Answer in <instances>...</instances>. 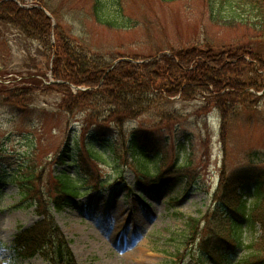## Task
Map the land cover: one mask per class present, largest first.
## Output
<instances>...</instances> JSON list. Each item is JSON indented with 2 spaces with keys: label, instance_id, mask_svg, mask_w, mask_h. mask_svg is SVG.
<instances>
[{
  "label": "rangeland",
  "instance_id": "obj_1",
  "mask_svg": "<svg viewBox=\"0 0 264 264\" xmlns=\"http://www.w3.org/2000/svg\"><path fill=\"white\" fill-rule=\"evenodd\" d=\"M107 1L137 23L134 29L112 30L89 21L85 12L90 11L92 0H55V5H61L64 13L72 11V24L84 28L82 37L93 50L120 58L137 54L143 61L156 50L170 55L171 48L180 50L194 43L223 47L250 41L244 28L232 29L212 19L220 0ZM21 3L33 5L31 0ZM2 34L6 41H0V67L5 65L0 71L7 74L0 77V264H48L41 256L16 258L10 249L18 227L28 228L39 220L35 208H24L27 201L19 191L26 166L32 160L37 171L44 172L42 185L47 193V186L53 185L51 177L59 172L80 176L74 164L56 162L66 148L68 155H75L77 144L86 153V144L103 147L107 142L98 141L91 132L82 140L84 111L67 112L61 107L62 94L44 92L32 82L39 71L45 72V77H36L44 85L48 84L46 78L52 77V62L47 68L50 60L41 44L24 40L10 29H3ZM250 45L256 48L253 42ZM10 91L23 94V103H14ZM250 93L253 104L231 116L225 131L212 104L203 98L183 100L180 95L168 99V105L163 101L166 108H162L178 116L175 120L142 116L126 124L127 137L133 131H152L153 123L161 124L155 135L161 141L165 172L177 167L183 170L172 188L143 192L136 182L139 173L127 155L119 166L111 159L95 162L83 158V163L90 164L92 185L103 182L102 188L55 212L78 264H214L204 262L200 246L216 244L223 236L221 224L228 226L219 205L220 193L215 196L223 178L251 175L255 168L264 170V91L252 89ZM98 137L103 139L101 134ZM146 165L150 169L155 166L152 159ZM252 192L250 186L237 191L243 195ZM193 218L199 224L196 231L189 232V219ZM244 241L246 247L223 264H242L252 255L264 261V252L256 253L260 247L264 249V223L247 229Z\"/></svg>",
  "mask_w": 264,
  "mask_h": 264
},
{
  "label": "trees",
  "instance_id": "obj_2",
  "mask_svg": "<svg viewBox=\"0 0 264 264\" xmlns=\"http://www.w3.org/2000/svg\"><path fill=\"white\" fill-rule=\"evenodd\" d=\"M20 1L27 3L29 0ZM31 1L47 10L56 25L53 26L52 19L41 8L24 9L16 2L0 0V41H6L3 29L15 31L24 40H37L50 60L47 68L52 62L50 70L53 78L64 83L44 85L42 79L36 78L45 77L43 71L33 74L32 82L38 88L42 86L44 92L62 94L61 107L67 112L74 114L84 111L86 119L82 123V140L91 132L97 139L107 143L103 147L97 146L99 150L94 142L86 144V153L77 144L75 148L78 151L72 156L68 155L69 149L66 148L56 162L60 165L74 163L83 178H75L63 170L51 177L53 185L47 186V193L42 185L44 172H38L31 160L22 176L23 181L19 183V191L23 200L27 201L24 208L35 207L40 219L31 227H18L12 250L18 258L41 256L48 264H77L69 242L55 220L54 212L63 211L92 189L102 188L103 182L92 185L90 164L87 166L83 163V158L95 162L111 159L119 166L127 155L139 173L138 185L146 191H159L175 183L176 177L182 175H179V171L183 170L177 167L172 172H165L167 167L160 151L161 141L155 135V130L161 124L153 123L152 131H133L128 137L124 132L126 124L142 116L155 118V121L175 120L178 116L165 108L168 99L180 95L183 100L203 98L207 104H212L220 115L225 131L231 116L237 111L249 109L253 104L250 90L264 89V0H220L217 15L212 17L217 23H224L232 29L244 28L250 34L247 44L216 47L210 43H194L180 50L171 48L170 55L163 50H156L147 58L152 59L150 62H140V56L134 54L131 58L133 61H122L116 65L120 57L93 50L82 37L86 32L80 25L79 30L72 24L75 17L72 11L64 13L61 5H55V0ZM85 15L89 21L112 30H130L137 25L107 0H92L91 9ZM51 36L55 38L54 44ZM252 42L256 45L254 49L250 45ZM4 65L0 70L4 69ZM5 74L0 71V77ZM70 85L86 87L88 90L74 94ZM15 93L10 95L11 100L17 104L23 103V94ZM99 134L103 139L98 137ZM120 147L124 150L121 151ZM149 156L156 157L154 172L146 165ZM258 169H253L251 175L242 173L225 176L215 194L218 196L220 193L221 209L226 208L224 219L228 223V226L221 224L219 233L223 236L216 237V244L209 248L203 247L204 254L215 262L228 261L229 250L243 245L245 221L251 227L259 222L264 223V170ZM245 185L252 186L258 197L251 204L246 198L250 194L237 193L238 188ZM189 222V232L196 231L199 220L193 218ZM256 251L260 255L264 249L260 247ZM251 257L243 264H264V261L256 259L259 256Z\"/></svg>",
  "mask_w": 264,
  "mask_h": 264
},
{
  "label": "water",
  "instance_id": "obj_3",
  "mask_svg": "<svg viewBox=\"0 0 264 264\" xmlns=\"http://www.w3.org/2000/svg\"><path fill=\"white\" fill-rule=\"evenodd\" d=\"M49 16V15H48Z\"/></svg>",
  "mask_w": 264,
  "mask_h": 264
}]
</instances>
